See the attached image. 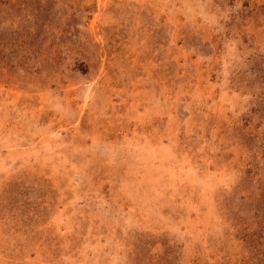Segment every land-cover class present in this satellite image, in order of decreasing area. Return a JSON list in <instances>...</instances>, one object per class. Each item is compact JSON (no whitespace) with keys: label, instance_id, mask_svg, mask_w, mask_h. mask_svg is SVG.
<instances>
[{"label":"rangeland","instance_id":"374dc122","mask_svg":"<svg viewBox=\"0 0 264 264\" xmlns=\"http://www.w3.org/2000/svg\"><path fill=\"white\" fill-rule=\"evenodd\" d=\"M0 264H264V0H0Z\"/></svg>","mask_w":264,"mask_h":264}]
</instances>
